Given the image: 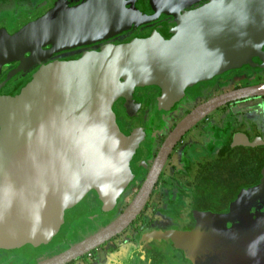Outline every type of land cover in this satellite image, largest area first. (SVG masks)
<instances>
[{"label": "water", "instance_id": "obj_1", "mask_svg": "<svg viewBox=\"0 0 264 264\" xmlns=\"http://www.w3.org/2000/svg\"><path fill=\"white\" fill-rule=\"evenodd\" d=\"M198 1L151 0L156 6L146 13L130 0H55L17 31L0 29V69L19 61L6 74L8 80L57 51L111 39ZM177 17L175 28L161 25L79 59L49 63L15 95H0V249L36 247L57 234L65 210L87 192L109 201L129 184L134 141L116 123L112 105L117 99H124L125 112L134 117L142 107L133 106L134 99L139 101L136 87H159L160 105L166 108L164 99L174 102L196 82L252 58L264 65V0H210ZM42 42L51 48L43 51ZM261 94L264 83L223 92L194 107L168 133L121 214L35 264H66L124 229L143 208L169 152L191 126L226 102ZM254 238L240 250L241 261L259 260L264 252V232Z\"/></svg>", "mask_w": 264, "mask_h": 264}, {"label": "flooded vegetation", "instance_id": "obj_2", "mask_svg": "<svg viewBox=\"0 0 264 264\" xmlns=\"http://www.w3.org/2000/svg\"><path fill=\"white\" fill-rule=\"evenodd\" d=\"M54 1L45 2L40 15ZM130 1L146 13L156 6H151V0ZM208 1L199 0L178 9L177 15L182 17ZM177 15L160 13L155 21L122 31L111 39L57 51L8 80L6 74L19 61L5 64L0 69V95H15L26 80L49 63L79 59L109 44L150 34L161 25L175 28ZM40 47L47 51L51 45L42 42ZM28 54L25 52L24 57ZM260 83H264V65L252 58L238 68L185 87L174 102L164 99L166 108L160 105L157 86L134 89L139 101L134 99L133 106L142 103L134 117L125 112L124 99H117L112 105L116 123L134 141L129 184L109 201H102L93 190L87 192L65 210L63 224L55 236L31 246L34 249L29 259L16 258L12 264H35L110 223L133 200L162 142L189 111L223 92ZM145 112L148 116L142 125L132 123ZM137 130L141 133L136 138ZM86 199L90 206L83 211L80 204ZM75 216L82 220L69 219ZM263 232L264 94H261L226 102L191 126L169 152L135 218L120 232L66 264H264V252L259 260L238 258L240 250ZM179 235L185 239L176 240ZM1 256L0 253V261L4 259Z\"/></svg>", "mask_w": 264, "mask_h": 264}, {"label": "rangeland", "instance_id": "obj_3", "mask_svg": "<svg viewBox=\"0 0 264 264\" xmlns=\"http://www.w3.org/2000/svg\"><path fill=\"white\" fill-rule=\"evenodd\" d=\"M49 0H7L4 3H0V29L4 28L8 34H11L21 28L28 21L37 18L42 11L45 9V2ZM44 5V6H43ZM150 108L149 106H147ZM140 118L132 120L134 124H143L145 117L148 116L145 114H140ZM89 202L87 199L80 204L83 211H87ZM88 205V206H87ZM90 210V209H89ZM65 215V214H64ZM66 217V216H65ZM78 216L69 218L72 220L77 219ZM66 218V220H69ZM82 217L78 218L77 221H81ZM70 221V220H69ZM63 230V228H61ZM32 248L30 245H24L18 249H11V251L5 250V252H0L2 254L0 264H12L14 260L25 257L29 259L32 254ZM2 249H0L1 251Z\"/></svg>", "mask_w": 264, "mask_h": 264}, {"label": "trees", "instance_id": "obj_4", "mask_svg": "<svg viewBox=\"0 0 264 264\" xmlns=\"http://www.w3.org/2000/svg\"><path fill=\"white\" fill-rule=\"evenodd\" d=\"M7 0H0V3H4V2H6Z\"/></svg>", "mask_w": 264, "mask_h": 264}]
</instances>
